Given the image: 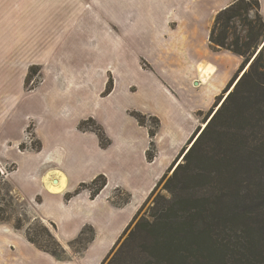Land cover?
I'll return each mask as SVG.
<instances>
[{"label": "crops", "instance_id": "1", "mask_svg": "<svg viewBox=\"0 0 264 264\" xmlns=\"http://www.w3.org/2000/svg\"><path fill=\"white\" fill-rule=\"evenodd\" d=\"M233 1L0 0V165L14 168L0 172L65 250L54 257L0 224V264L104 261L242 64L208 42ZM31 67L39 82L27 90ZM133 109L159 122L151 161ZM89 119L109 139L105 148L78 130ZM99 176L106 184L92 197ZM85 228L92 238L74 253Z\"/></svg>", "mask_w": 264, "mask_h": 264}, {"label": "trees", "instance_id": "2", "mask_svg": "<svg viewBox=\"0 0 264 264\" xmlns=\"http://www.w3.org/2000/svg\"><path fill=\"white\" fill-rule=\"evenodd\" d=\"M259 9L258 0H234L216 14L209 47L241 57L242 64L207 116L226 93L225 99L204 128L195 130L152 191L163 183L164 194L156 195L138 218L148 197L101 264H264V43L256 52L264 40V20ZM252 11L255 17L250 20ZM233 20L243 22L245 35L235 31L229 35ZM38 72V67L29 69L27 90L32 89L29 84ZM111 86L109 81L104 95ZM130 115L148 130L146 157L151 161L159 122L137 112ZM78 130L94 132L101 148L109 144L102 128L91 119L81 122ZM2 176L0 172V180ZM105 184L102 176L93 180L88 186L92 197ZM14 196L21 199L16 191ZM127 201L126 194L114 203L121 206ZM3 210L0 208V224L22 230L23 221L6 222ZM26 229L27 240L39 250L57 258L65 255L47 227L39 225L34 234ZM86 232L83 229L70 244L74 253L91 240ZM49 240L57 251L49 250Z\"/></svg>", "mask_w": 264, "mask_h": 264}, {"label": "rangeland", "instance_id": "3", "mask_svg": "<svg viewBox=\"0 0 264 264\" xmlns=\"http://www.w3.org/2000/svg\"><path fill=\"white\" fill-rule=\"evenodd\" d=\"M249 17H250V20L254 19L255 15H254L253 11L250 12ZM230 25H231V28L229 30V35H231V33L233 35L234 31L236 32V34H238V33L241 34V36L245 35L246 27H244L245 25L243 24V22H239L237 20H233L230 23ZM232 39L233 38L231 36H229V40L228 41H231ZM262 42L264 43V40ZM263 43H261V45H259V47H258L256 52L259 51V49L262 47ZM38 82H39V77L37 75L31 80L29 85H30V87H34L36 84H38ZM233 85H234V83L231 85V87L227 91H230L233 88ZM222 91H221V93H222ZM226 95H227L226 93L222 95V99L219 102L218 106L225 99ZM218 106L213 110L212 114L216 111ZM130 112H135V111L133 109ZM207 113H208V111L205 112V114H203V115L201 114L198 117V126L197 127H200L201 129H203V127L205 126V124L208 122V120L211 117V115L207 116ZM147 124H150V122L147 121ZM27 138L31 142V144H33L35 142V140L32 138L30 130H28ZM23 146H24L25 149L28 148V146L26 147V145H23ZM19 162H20V164L23 163L20 160H19ZM0 167L2 168V171H3L4 174H6L7 172H10L13 169L12 164H7L5 166L1 164ZM4 174H3V176L1 177V180H0V208L4 209L3 211H4V214L6 215V218H7L6 222L14 224V222H16V220L20 219V220L23 221V224H24V227H23L22 230L24 232H26V230H27L26 228L28 227V228L31 229L30 233H32V234H34V230H36L39 227V225H44L45 227L48 228L50 233L53 235L52 230L49 227V225H47L46 223H43L37 217V215L32 210V208L25 201L20 200V199L18 200V199L15 198L14 191H13L14 189L12 187H10L12 185L7 180V178L4 176ZM162 186H163V183H161L157 187V189L153 193L150 194L149 199L147 201V204L145 205V207L139 213L138 218L145 212L146 208L148 207V205L151 203V201L153 200V198L156 195H158L159 193L164 194L162 192ZM7 187H9V189H7ZM123 197H124V195H121V198H123ZM25 219H26V221L24 222ZM51 242L52 241L49 240V247H48L49 250H56L57 251L58 248L56 249V247L53 244H51Z\"/></svg>", "mask_w": 264, "mask_h": 264}, {"label": "water", "instance_id": "4", "mask_svg": "<svg viewBox=\"0 0 264 264\" xmlns=\"http://www.w3.org/2000/svg\"><path fill=\"white\" fill-rule=\"evenodd\" d=\"M262 43H263V42H262ZM221 103H222V102H221ZM221 103H220V104H221ZM211 116H212V114H211ZM203 128H204V127H203Z\"/></svg>", "mask_w": 264, "mask_h": 264}]
</instances>
